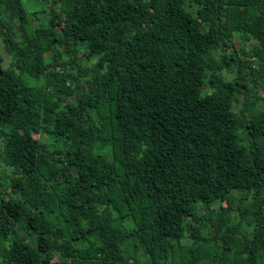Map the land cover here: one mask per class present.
Instances as JSON below:
<instances>
[{
	"label": "trees",
	"instance_id": "16d2710c",
	"mask_svg": "<svg viewBox=\"0 0 264 264\" xmlns=\"http://www.w3.org/2000/svg\"><path fill=\"white\" fill-rule=\"evenodd\" d=\"M0 44V264H264V0H0Z\"/></svg>",
	"mask_w": 264,
	"mask_h": 264
},
{
	"label": "rangeland",
	"instance_id": "374dc122",
	"mask_svg": "<svg viewBox=\"0 0 264 264\" xmlns=\"http://www.w3.org/2000/svg\"><path fill=\"white\" fill-rule=\"evenodd\" d=\"M237 43H235V45L237 47H239V43L238 41H235ZM0 54L3 58V65L4 67H9L10 66V61H11V57L9 56V54L3 49L2 45L0 44ZM230 79L233 78V76H230ZM1 131V129H0ZM0 146H1V140H0ZM0 152H1V148H0ZM1 160V159H0ZM20 174L19 172H14L12 174V169L11 168H7L1 161H0V182H1V186H5V184L7 182L10 181V179H15V178H19ZM9 180V181H8ZM32 236V235H31Z\"/></svg>",
	"mask_w": 264,
	"mask_h": 264
}]
</instances>
